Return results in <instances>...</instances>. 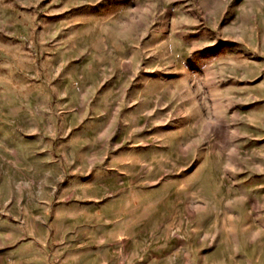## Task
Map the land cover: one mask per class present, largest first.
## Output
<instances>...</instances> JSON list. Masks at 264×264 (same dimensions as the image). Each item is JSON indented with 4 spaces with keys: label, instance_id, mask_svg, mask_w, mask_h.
Returning a JSON list of instances; mask_svg holds the SVG:
<instances>
[{
    "label": "rangeland",
    "instance_id": "374dc122",
    "mask_svg": "<svg viewBox=\"0 0 264 264\" xmlns=\"http://www.w3.org/2000/svg\"><path fill=\"white\" fill-rule=\"evenodd\" d=\"M158 244L264 253V0H0V264Z\"/></svg>",
    "mask_w": 264,
    "mask_h": 264
},
{
    "label": "crops",
    "instance_id": "0c3cea01",
    "mask_svg": "<svg viewBox=\"0 0 264 264\" xmlns=\"http://www.w3.org/2000/svg\"><path fill=\"white\" fill-rule=\"evenodd\" d=\"M158 254L155 257V264H175V254L173 248L165 244H158ZM101 255L103 257H101ZM118 259L113 256L112 248H105L102 250H91L83 258H78L77 255H68L61 260L60 264H115ZM121 262V261H120ZM140 264H153L149 260H145ZM255 264H264V253L255 260Z\"/></svg>",
    "mask_w": 264,
    "mask_h": 264
}]
</instances>
